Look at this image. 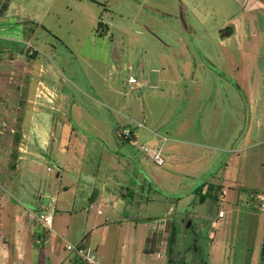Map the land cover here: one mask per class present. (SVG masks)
Listing matches in <instances>:
<instances>
[{"label":"rangeland","instance_id":"1","mask_svg":"<svg viewBox=\"0 0 264 264\" xmlns=\"http://www.w3.org/2000/svg\"><path fill=\"white\" fill-rule=\"evenodd\" d=\"M1 168L99 264H264V0H0Z\"/></svg>","mask_w":264,"mask_h":264},{"label":"crops","instance_id":"2","mask_svg":"<svg viewBox=\"0 0 264 264\" xmlns=\"http://www.w3.org/2000/svg\"><path fill=\"white\" fill-rule=\"evenodd\" d=\"M10 6L11 3L5 4L4 11L7 12ZM13 145L17 151H24L21 142ZM7 172L1 168L0 179L7 177L5 175ZM12 197L15 198V201L11 200ZM51 199L55 200L54 197ZM39 201V204L25 202L21 193L9 194L0 188V264H82L73 253L64 249L65 240L63 241L62 234L67 239H71L69 226L63 230L59 225L56 224L54 227L52 224V230L46 231L39 225L36 215L49 203L40 199ZM64 213H68V211ZM223 217L224 215L221 218ZM131 221L134 230L139 231L141 256L152 255L150 249L157 245L160 249V245L164 244L165 240L170 239L173 234L167 221H163L161 226L156 229H151L150 224L144 219L131 218ZM101 226V224L88 225L86 223L76 232L78 235L86 236L87 233L91 235L98 232ZM53 229L61 236L58 234L56 236L51 235ZM131 241L133 240L131 239ZM211 248L212 251L216 249V242L211 243ZM160 264L164 263L161 262Z\"/></svg>","mask_w":264,"mask_h":264},{"label":"built area","instance_id":"3","mask_svg":"<svg viewBox=\"0 0 264 264\" xmlns=\"http://www.w3.org/2000/svg\"><path fill=\"white\" fill-rule=\"evenodd\" d=\"M127 82L129 84L136 83L135 78L129 77ZM130 136L129 131H123L121 132V137L123 139L128 138ZM162 140L165 142L166 138L161 137ZM142 150L149 154L152 161L158 165H163L164 161L161 155V149H153V150H147L146 148L142 147ZM53 202L54 200L51 199L48 204L45 205V207L36 215V220L39 223V225L45 229L46 231L52 230V220H53ZM258 210L264 214V195L258 197ZM223 216V213L220 211L218 213V217L221 218ZM64 248L66 251L73 253L82 264H99L94 254L91 253V251H85L84 249H81L80 247H74L68 243L64 244Z\"/></svg>","mask_w":264,"mask_h":264},{"label":"trees","instance_id":"4","mask_svg":"<svg viewBox=\"0 0 264 264\" xmlns=\"http://www.w3.org/2000/svg\"><path fill=\"white\" fill-rule=\"evenodd\" d=\"M202 187L201 186L199 189H198V194L200 196V202L202 203L203 202V197L207 195V193H204L202 194ZM260 258L264 260V238L262 240V245H261V250H260Z\"/></svg>","mask_w":264,"mask_h":264},{"label":"water","instance_id":"5","mask_svg":"<svg viewBox=\"0 0 264 264\" xmlns=\"http://www.w3.org/2000/svg\"><path fill=\"white\" fill-rule=\"evenodd\" d=\"M115 136H116L117 138H119V136H121V131H120L119 129L115 131ZM189 224H190V223H189Z\"/></svg>","mask_w":264,"mask_h":264}]
</instances>
